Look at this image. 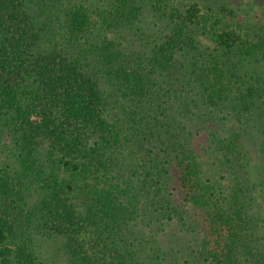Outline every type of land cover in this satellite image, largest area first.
Segmentation results:
<instances>
[{"label":"trees","instance_id":"obj_1","mask_svg":"<svg viewBox=\"0 0 264 264\" xmlns=\"http://www.w3.org/2000/svg\"><path fill=\"white\" fill-rule=\"evenodd\" d=\"M108 1L0 0V264H38L39 233L69 264L135 263L141 205L200 239L179 264H264V170L239 162L251 116L264 152V35L151 0L169 31L135 51L144 0Z\"/></svg>","mask_w":264,"mask_h":264},{"label":"rangeland","instance_id":"obj_2","mask_svg":"<svg viewBox=\"0 0 264 264\" xmlns=\"http://www.w3.org/2000/svg\"><path fill=\"white\" fill-rule=\"evenodd\" d=\"M85 1L91 2L93 0ZM106 1L108 0H96V2L99 3H107ZM190 2L197 3L214 21H218L219 26H229L232 29L248 32L250 37L254 40H257L256 36L264 35V0H166V2H164V8L165 10L169 7H180L184 9ZM142 3L144 9L142 22L139 26L143 32L135 30L123 33L127 40L124 44L127 48L135 49V51L144 50L148 43L153 44L155 41H158L162 36H165L170 27L169 17L163 14L165 10L163 13L158 14L155 12L151 0H144ZM230 11H233V13H230ZM144 32L147 33L146 36L142 34ZM203 41L205 47H215V43L209 39ZM178 66L180 67L181 64ZM262 69L264 70V65ZM260 74L262 76L264 75V73ZM215 115H218V112H216ZM246 124L248 127L247 129L245 126H240V129H243L241 140L244 144L243 153H245V155L239 162L246 165L251 163L250 167L253 166L257 172H261L264 170V152L255 132V128H258V126L260 127L258 118H256V116H251V120L248 121V123L246 122ZM4 143H6V141L0 143L1 168L5 166L4 160L6 158V155L2 154V149L5 148ZM140 207V212L134 215L131 221L125 220L128 225L123 226V230L121 229L124 233V244L127 243L130 248H134L133 250H135V248L143 249V251L140 250V254L138 251H134L138 255H141V258L137 256L135 258V263H133L128 256L126 257L127 263L165 264L162 259L158 258L160 256H165V254L159 250L160 245L164 247L165 251L169 252L168 254L166 253V256H168L167 264H179V260L182 262L184 260V253H187L186 256L189 257L192 255H190L192 250H201V243L197 240L199 238L194 239L192 235L190 236L184 233L180 230L179 223L175 222L169 225L171 222L167 223L166 220L159 221L158 217L162 218V216H158V213H155L156 207L147 208L146 206L144 207V205ZM255 208L263 217L262 219H264V197L257 201V207L255 206ZM174 221H177V219ZM164 222L166 225L161 227ZM258 222V227L264 234V221L260 219ZM136 238L138 239L136 240ZM119 242L122 244V241ZM35 246L40 256L38 264L70 263V255L67 253V249L64 247V240H62L61 237L53 235L43 236L39 233V235H36ZM95 250L99 256H102L103 252L107 251L108 255L106 259H108V263L117 264L115 261H112L110 252L105 249L104 245H98L95 247ZM197 255L199 256L198 253ZM190 260V264H204L201 259L193 260V258L190 257Z\"/></svg>","mask_w":264,"mask_h":264}]
</instances>
